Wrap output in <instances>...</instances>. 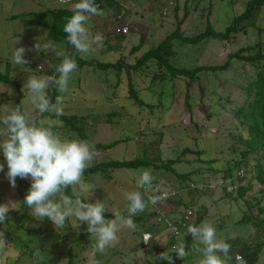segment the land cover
<instances>
[{"label": "rangeland", "instance_id": "1", "mask_svg": "<svg viewBox=\"0 0 264 264\" xmlns=\"http://www.w3.org/2000/svg\"><path fill=\"white\" fill-rule=\"evenodd\" d=\"M247 1L188 0L189 15L181 25L183 35L196 36L205 30L208 23L217 32L224 31L232 24L233 18L245 10ZM71 2L73 0H0V75L16 81H0V116L16 107V100L20 95L19 104L23 111L29 115L36 114L34 106L29 102L27 89H23L24 84L30 75H47L53 63L60 58L56 52L64 51L65 45L48 40L51 17L34 13L67 7ZM118 2L122 6L121 15L124 18L115 20V9L104 7L100 9L103 15L91 16L88 22L93 36H104L103 45L95 47V51L86 57L76 52L74 54L84 60L94 59L102 63L114 64L121 61V69L77 67L70 77L68 91L61 93L56 89V96L64 97L63 114L60 116L75 117L77 125L83 129L90 142L107 145L118 141L107 150H96L89 167L107 161H129L135 158H160L165 162L180 157V152L185 147L196 150L203 143L206 151L202 158L215 159L212 167L220 168L221 171L218 174L206 172L201 176H192L196 188L193 193L194 204L189 209L193 215L203 214L200 224L205 221L212 224L220 239L227 241L238 238L253 244L259 235L264 243V232L257 231L252 224H241L244 210L247 209L243 201L225 198L222 190L226 183L227 189H232L228 185L229 180L223 182L220 177L222 170L227 168V162L235 157V153L231 151L232 141L227 136V129L239 125L238 121L232 119L233 106L222 101V97L241 101L239 90L233 84L235 72L231 67L214 73L201 71L198 74L200 82L188 89L191 98L185 102L186 78H172L164 67L159 68L155 59H147L136 68L133 66L147 51L155 48L175 30L177 18L181 19L184 14L186 0ZM25 13H33L34 16L10 19L11 16ZM260 17L261 14L257 11L252 19L258 20ZM125 26L128 27L127 35L116 34L115 29L119 32ZM17 39L19 43L15 44ZM257 40L256 30L250 27L247 33L235 34L228 41L211 37L195 45L174 41L175 56L170 59V63L190 70L200 66H221L231 53L253 45ZM36 42L49 44V50L36 51ZM140 43L141 46L135 48ZM21 46L32 49L26 51L24 56L31 63L17 66L12 62V54L15 47ZM39 64L44 66L43 72L36 70ZM159 70L161 72L158 73ZM165 71L166 76H159ZM129 83L144 105L135 104L129 97ZM206 112L213 116L208 119ZM55 116L45 113L37 122L38 126L51 127L62 138L79 139L65 122ZM57 120L61 123L55 124L54 121ZM3 138L0 136V139ZM151 143H155L158 149L152 150ZM153 157L155 158L152 159ZM195 159L196 156L191 152L181 156L172 168L179 174L188 173L197 168ZM0 163L5 164L4 171L0 172V204H9L10 207L8 218L0 225V231H4L8 245L5 253L0 256V264H94L95 261H101V264H168L167 261L154 260L162 252L168 251L169 255H173V246L168 241L167 232L157 229L160 223L149 232L151 238L146 244L145 234L140 236L141 227L139 223H135L134 230H120L118 242L109 246L106 254L97 252L93 256L92 249L96 241L87 232V224H79L75 218H69L65 227L57 229L47 218L40 220L34 217L31 209L23 203L31 186L30 178H17L16 187L13 188L6 177L7 165L3 161L2 152ZM154 163L153 161L148 167L109 169L105 171L107 179L101 173L83 177L82 185L78 187L80 196L87 203H95L97 200L104 202L105 215H113V210H119L123 214L127 210L125 193L134 191L140 170L152 171ZM157 172L152 174H156L158 181L165 182L166 179L173 178L172 172L166 169ZM236 173L235 170L234 174ZM179 182H175L174 188L179 186ZM189 187L194 186L190 183ZM257 190L258 187H255L248 193V201L260 197ZM182 192L188 200L187 189ZM161 209L168 211L165 204L161 205ZM151 223L155 224L156 220L152 219ZM193 246L202 247L194 240ZM238 248L239 246L231 247V264L236 259ZM199 259V254L192 249L184 263L199 264ZM256 264H264V244Z\"/></svg>", "mask_w": 264, "mask_h": 264}, {"label": "clouds", "instance_id": "2", "mask_svg": "<svg viewBox=\"0 0 264 264\" xmlns=\"http://www.w3.org/2000/svg\"><path fill=\"white\" fill-rule=\"evenodd\" d=\"M73 14L66 18L63 31L66 34L67 43L74 47V51L82 57H86L95 51V47L103 45L102 34L92 35L88 22L91 16L103 15L95 0H78L71 5ZM19 39L16 40L17 44ZM36 51H48L47 43L36 42ZM26 49L21 46L14 48L12 62L17 65H27L24 58ZM61 57V62L55 66L56 75H30L27 77L23 89H27V96L36 111L35 115H29L22 111L20 105L13 107L6 115L0 116V152L7 165L6 177L10 185L15 188L17 178L31 180L23 203L31 209L34 217L43 220L47 218L57 229L63 228L69 218H75L80 223L87 224V232L95 239L92 254L98 252L106 254L109 246L118 242V233L122 228H136L133 217L144 212L150 205L157 204L168 199V192L159 185L154 187L156 177L150 169L140 170L136 180L138 190L125 193L127 201V215L119 210H113V219H105L106 205L97 200L95 203L84 202L80 198L78 187L82 185L84 171L89 167L96 155L94 143L89 140L62 138L51 127L38 126L37 116L43 113H52L56 116L63 114L64 97L56 96L55 102H51L48 94L50 87L58 89L61 93L68 91V85L72 73L78 65L70 53L56 52ZM44 71V66L37 69ZM55 124L61 123L59 120ZM5 168L0 163V172ZM71 188L73 195L66 194ZM140 189L144 190L143 192ZM151 190L153 194L148 195ZM146 197V198H145ZM9 204H0V225L8 218ZM168 230L176 235V243L172 252L176 258L185 260L189 255L184 233H181L171 221H164ZM187 234L200 246H194L193 251L199 254V264H231V245L218 238L216 228L203 222L199 226L188 225ZM151 238L150 233H145V240ZM4 231H0V256L7 248ZM154 260L167 261L174 264L173 255L168 251L160 253ZM237 264H247L243 256L236 257ZM94 264H101L95 261Z\"/></svg>", "mask_w": 264, "mask_h": 264}, {"label": "trees", "instance_id": "3", "mask_svg": "<svg viewBox=\"0 0 264 264\" xmlns=\"http://www.w3.org/2000/svg\"><path fill=\"white\" fill-rule=\"evenodd\" d=\"M103 0H95V3L99 6L100 9L104 7H113L115 9L114 16L115 20H119L123 17L121 15L122 6L118 2V0H104V3L100 5ZM78 2V0H73L70 3V6L57 8L53 10H47L43 13H34V15H39L45 17L50 16L51 18V27L47 34V38L50 41L63 43L65 45L64 52L68 53L69 44L67 43L66 34L63 31V26L66 22V18L70 17L73 14V10L71 5ZM188 0H186L184 5V14L181 19L177 18L176 28L175 30L167 35L165 39H163L155 48L147 51L133 66V68L139 67L140 64L147 61V59H155V62L159 66V68H165L166 71L170 74L172 78L183 77L186 78L184 81L186 82V91H185V102H188L190 97V93L188 89L192 87V85L196 82H200L199 73L203 72H217V71H226L229 67L235 72L233 84L236 86V89L239 90V96L241 101H231L229 97H222V101H226L232 109V119L239 122V125L234 126L233 128L227 129V136L232 141L231 151L235 153V157L231 159V161L227 162V168L223 169V174L220 178L222 181H228V185L232 187L231 190L227 189V183L224 184V188H222L225 198L230 197L234 201L242 200L244 206L247 208V212L242 216L241 224L247 225L252 224L256 227V230L259 232H264V0H248L246 4V8L240 14L233 18L232 24L227 26L224 31L217 32L212 25L209 23L205 27V30L193 37H187L183 35L181 30V25L185 19H187L189 15V8L187 6ZM177 11V7L175 8ZM260 12L261 17L258 20L252 19L255 13ZM33 13H25V14H16L11 16L10 19H17L22 16H32ZM33 15V16H34ZM124 18V17H123ZM260 19V20H259ZM124 20V19H122ZM252 27L256 30L258 40L253 45H249L246 48H242L237 50L234 53H231L227 60L221 66H200L196 67L193 70L178 68L170 63V59L175 56L174 51V41H179L182 44H198L204 41L207 38H213L216 40H224L228 41L235 34L239 33H247L248 29ZM116 34L127 35V33H122L121 31H117L115 29ZM108 35V34H106ZM142 39V38H141ZM142 41V40H141ZM141 43L135 47L139 48ZM133 48V50L135 49ZM74 48L71 53L72 58L75 59L78 67L82 66H92L97 67L99 69H109V68H117L121 69L122 64L121 61L117 63H102L98 62L94 59L84 60L79 58L78 55L74 54ZM61 57L56 63H53L52 68L48 72L47 75H50L54 70L55 66L61 62ZM28 64L31 63V60H27ZM234 63V64H233ZM27 64V65H28ZM232 65V66H231ZM40 64L38 65V67ZM250 67L249 69L247 67ZM237 67H240V70H237ZM166 71L159 76L165 75ZM161 70L158 71V73ZM157 73H155L154 78L156 79ZM236 77V78H235ZM1 82H11L16 83L15 80H9V77L6 75H0ZM242 85V86H241ZM20 97L17 98L16 106L20 105ZM50 97V95H49ZM56 90L54 89L50 98L51 102H55ZM129 97L133 99V102L138 105H144L143 101L138 97L137 91L133 88V85L129 83ZM1 104V103H0ZM189 104V103H187ZM224 106L223 103H220ZM220 105V106H221ZM221 106V107H222ZM21 107V106H20ZM22 109V108H21ZM23 111V109H22ZM45 113L37 116V122L44 117ZM206 116L211 118L213 115L206 112ZM59 118L63 122H65L70 129L75 132L79 139L81 140H89L85 136V132L83 129L77 125V119L73 116L65 117V116H55ZM3 126V125H2ZM41 126V125H40ZM90 141V140H89ZM118 141L113 143L102 145L95 144L96 150H107L113 146H115ZM157 145V144H156ZM151 149H158L155 146V143H151ZM203 143L200 147H197L196 150H192L190 148L185 147L180 152V157H177L172 160H167L163 162L160 158H156L155 160L146 159V158H135L129 161H107L95 164L91 167H88L83 174V177L86 178L88 175H93L97 173H101L106 179L108 176L105 174V171L109 169L115 168H139V167H148L150 163H154V167H152V173H158L157 171L166 169V171H171L173 174V178L166 179L165 182L158 181L157 179L154 181V187L159 185L161 188L166 189L167 192L175 191L176 195L173 198H168L167 200L159 203L155 206H149L144 212L133 217L134 223H139V227L141 230L139 232L141 234L149 233L155 229V225L157 223L158 230L166 231L169 237V242L173 246L176 243L174 241V237L170 236V231L168 230V225L164 222L165 220L171 221L175 225H178V220L184 221V214L187 208H190L193 203V193L195 191L196 185L193 183L194 179L192 176L194 174H198L201 176L206 172L219 173L220 168H214L213 163H215V159L210 158L208 160L202 158L204 156V151L206 149L203 148ZM193 153L196 156L198 166L196 169L188 172V173H177L172 166L179 162L181 156H186L189 153ZM156 157V156H155ZM153 157L152 159H154ZM4 161V158H3ZM161 162V164H160ZM231 162L233 163L231 165ZM237 171L234 174V171ZM155 174V176H156ZM159 175V174H158ZM172 176V175H171ZM179 186L174 188V184L176 181ZM182 181V182H181ZM193 184V188L189 187V184ZM255 187H258V195L259 198H254L251 201L247 200L248 193H250ZM183 189H187L186 194L188 200L183 195ZM134 190H138L136 187ZM140 191H144L140 189ZM235 193V194H233ZM66 194L69 196L73 195L71 188L66 190ZM153 194L151 190L148 191V195ZM80 198L84 200L82 196ZM146 198V197H145ZM254 201V202H253ZM165 204L168 207V211L164 212L161 209V205ZM197 213V212H196ZM170 214H172L170 216ZM25 213L22 214V218H24ZM123 215H127V210L123 212ZM196 215V214H195ZM104 216L110 218L113 215H105ZM174 216V217H173ZM195 221L191 225L198 226L203 221V214H197ZM156 220V223H151V220ZM181 233H184V239L187 244V250L189 253L193 249V238L190 234H187L186 229L182 230L180 228ZM258 232V233H259ZM231 245L232 248L238 247L237 253L235 256H243L247 261V264H256L259 260V254L261 247L263 246V242L260 239V236H256V240L253 244L247 243L245 240H239L238 238L235 240L228 239L226 241ZM146 244V243H145ZM235 257V258H236ZM189 258V256L187 257ZM177 259L175 254L173 253L174 264L176 260L179 261V264H185L184 262L187 260ZM233 264H237V260H233Z\"/></svg>", "mask_w": 264, "mask_h": 264}, {"label": "built area", "instance_id": "4", "mask_svg": "<svg viewBox=\"0 0 264 264\" xmlns=\"http://www.w3.org/2000/svg\"><path fill=\"white\" fill-rule=\"evenodd\" d=\"M122 33H127L128 32V27L127 26H125V27H122V29L120 30ZM176 195V192L175 191H171V192H168V198H173V196H175ZM156 207V206H155ZM195 215V214H194ZM194 215H193V212L189 209V208H187L186 210H185V214H184V221H180V220H178V225H175L174 223H172L178 230L180 229V228H182V230H185V229H187V226L188 225H191L192 224V221H194ZM179 231H181V230H179ZM173 236L175 239H174V241L176 240V235L174 234V233H172V232H170V236ZM171 236V237H172ZM178 259V258H177ZM175 263L176 264H179V261L178 260H176L175 261Z\"/></svg>", "mask_w": 264, "mask_h": 264}, {"label": "water", "instance_id": "5", "mask_svg": "<svg viewBox=\"0 0 264 264\" xmlns=\"http://www.w3.org/2000/svg\"><path fill=\"white\" fill-rule=\"evenodd\" d=\"M103 3H104V0L100 3V5H102ZM73 48H74V47H73L72 45L69 44V47H68V53L71 54L72 51H73ZM50 75H56L55 70H54ZM53 91H54V88L50 87V88H49V95H50V97H51ZM50 99H52V98H50Z\"/></svg>", "mask_w": 264, "mask_h": 264}]
</instances>
